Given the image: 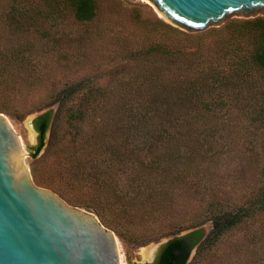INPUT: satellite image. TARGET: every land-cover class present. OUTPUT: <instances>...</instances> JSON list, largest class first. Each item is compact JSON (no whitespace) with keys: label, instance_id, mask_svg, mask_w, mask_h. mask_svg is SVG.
<instances>
[{"label":"trees","instance_id":"1","mask_svg":"<svg viewBox=\"0 0 264 264\" xmlns=\"http://www.w3.org/2000/svg\"><path fill=\"white\" fill-rule=\"evenodd\" d=\"M102 6L100 0H0V24L10 29L0 35V94L14 91L9 77L36 88L132 61L104 86L68 80L53 94L86 130L74 139L81 156L70 161L63 186L51 188L131 244L145 236L140 226L171 220L176 227L180 216L198 209L195 221L211 222L210 231L173 237L154 263L187 264L192 250H210L264 217V17L187 34L133 10V30L123 36L111 31L122 24L101 26ZM49 54L61 63L38 62ZM53 114L46 110L33 121L35 153ZM119 174L127 178L125 191ZM261 226L251 236V264H264Z\"/></svg>","mask_w":264,"mask_h":264},{"label":"water","instance_id":"2","mask_svg":"<svg viewBox=\"0 0 264 264\" xmlns=\"http://www.w3.org/2000/svg\"><path fill=\"white\" fill-rule=\"evenodd\" d=\"M145 1L160 19L187 34L219 28L231 18L264 17V0ZM25 155L0 113V264H120L115 234L93 213L36 186Z\"/></svg>","mask_w":264,"mask_h":264},{"label":"rangeland","instance_id":"3","mask_svg":"<svg viewBox=\"0 0 264 264\" xmlns=\"http://www.w3.org/2000/svg\"><path fill=\"white\" fill-rule=\"evenodd\" d=\"M100 1L103 2L102 7H104V11H106L105 13L107 14L106 17L102 16L101 19H103V24L101 26L107 25V20L122 24L125 27H113L111 31L122 32L123 36L129 34L133 30L132 15L134 12H139L142 18L147 19L148 22H151L150 20L154 17L159 18L151 6L147 2L144 3V1ZM116 10H118V12ZM133 10L135 11L133 12ZM231 20H234V18H231L227 22ZM163 22L166 23L165 21ZM6 31H10V29H6L3 24H0V35ZM47 49L54 50L56 48L48 46ZM38 62L49 68L59 64V62L61 63V61L55 57H51V55L39 59ZM132 64V61H116L103 65L96 70L90 69L76 76L71 75L68 79L57 77L48 80L47 84L36 88L24 87V80L12 81L13 77H9L10 80L7 79V82L11 84L15 83L16 85L12 93L0 94V105L7 107V113L4 112L1 114L7 116L13 130L21 140L23 151L26 154L23 161L29 168L32 180L36 186L51 190L54 193L56 192L51 188L52 186H63L64 181L62 179L67 175L65 171L70 161L74 158L77 160L81 156L77 148H75L74 139L78 137V133L86 130L85 124L72 120L66 112L67 110L62 108V105L52 100L53 94L68 80L77 82L81 79H85L95 86H104L116 72V75H120L130 68ZM19 79L22 78L19 77ZM50 109L54 112L53 125L44 137L41 150L35 153L33 152V148L38 145V133L34 128L33 121L37 115ZM82 158L85 159L86 157ZM117 179L119 180V187H122L123 191L127 190L128 182L126 176L119 174ZM56 194L59 195L58 193ZM63 200L70 205L65 199ZM83 210L88 211L86 209ZM88 212L93 213L92 211ZM198 213L200 212L195 208L188 210L187 213H184L177 219L176 224L178 226L176 227H170L171 220H159L150 225L140 226L138 231H140L142 235L145 234V236L133 244L124 242L114 231L108 230L112 231L117 237L119 254L121 255L120 258L123 264H152L162 246L173 237L185 235V233L199 227H204L206 234L210 231L211 222L207 220L200 222L195 221V217H197L196 215ZM259 221L260 222L256 223V225L250 224V226L247 225L244 228H238L228 233L210 250L201 248L199 251L198 249L192 250L187 264H251L250 256L254 251L252 242H250L251 236L255 227L259 224H261V228L264 229V217ZM154 233H157V237H147L149 235H154ZM145 250H151V259H148L149 257H143ZM261 256L263 258L264 253L261 254Z\"/></svg>","mask_w":264,"mask_h":264},{"label":"bare ground","instance_id":"4","mask_svg":"<svg viewBox=\"0 0 264 264\" xmlns=\"http://www.w3.org/2000/svg\"><path fill=\"white\" fill-rule=\"evenodd\" d=\"M140 1H144V3H146L145 0H140ZM117 242H118V241H117ZM152 256H153V255H152ZM143 257H144V258H145V257H146V258L149 257L148 259H151V258H152V257H151V250H148V251L145 250L144 253H143ZM150 257H151V258H150ZM120 264H123L122 261H121V258H120Z\"/></svg>","mask_w":264,"mask_h":264},{"label":"flooded vegetation","instance_id":"5","mask_svg":"<svg viewBox=\"0 0 264 264\" xmlns=\"http://www.w3.org/2000/svg\"><path fill=\"white\" fill-rule=\"evenodd\" d=\"M161 249H162V248H161ZM160 252H161V250H160ZM160 252L158 253L157 257L153 260V263H152V264L155 263V261L157 260V258H158V256H159Z\"/></svg>","mask_w":264,"mask_h":264}]
</instances>
